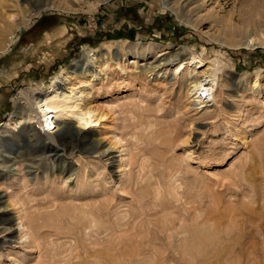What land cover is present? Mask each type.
Masks as SVG:
<instances>
[{
  "label": "rangeland",
  "instance_id": "374dc122",
  "mask_svg": "<svg viewBox=\"0 0 264 264\" xmlns=\"http://www.w3.org/2000/svg\"><path fill=\"white\" fill-rule=\"evenodd\" d=\"M33 1L0 0V194L11 204L0 212V264H264V45L230 47L206 33L216 26L210 7L225 16L242 4L232 12L242 28L251 11L263 15L264 0H205L192 11L206 17L200 28L162 0H53L78 9L24 21ZM253 15L249 28L262 30ZM178 47L182 57L223 60L210 101L192 104L185 68L174 78L144 70ZM128 49L144 53L124 75L109 64L103 79L78 70L61 85L65 97L68 87L81 96L58 101L68 112L46 143L28 138L26 124L5 131L20 91L41 93L86 51ZM78 107L97 119L74 136ZM98 140L112 148L99 153Z\"/></svg>",
  "mask_w": 264,
  "mask_h": 264
},
{
  "label": "bare ground",
  "instance_id": "6f19581e",
  "mask_svg": "<svg viewBox=\"0 0 264 264\" xmlns=\"http://www.w3.org/2000/svg\"><path fill=\"white\" fill-rule=\"evenodd\" d=\"M106 1H109V0H95L94 6H98L101 3L106 2ZM194 1L195 0H186V2L182 3L181 1L176 2L174 0H162V7L169 9L174 14V16L177 18V20L184 22L188 25H191L192 27L200 28L201 25L203 24L202 20L206 19V17L205 15L201 16L199 14L193 15L192 11H194V9H197V8H206L205 0H201L199 4L197 3L196 5H193L194 7H191L190 9L187 8L188 11L184 10L186 6H188L190 3H194ZM246 1L249 2L248 0ZM32 6L33 8L26 9V10L24 9L25 10V12L23 11L25 13L23 15L24 21L31 20L32 17H35L36 15H38L42 10H45L51 7L64 8V10L66 9V10H73V11L78 9V7L76 6L75 7L63 6L60 3L53 1V0H35L32 2ZM242 7H243L242 4H240L239 8L236 5L232 6L233 9H231V11H228L225 14V16H223V14L221 16L218 12H213L212 7H210L208 9L209 14L207 15L209 17L207 18H210V21L216 25L214 26V29L212 32H210L209 30L208 31L206 30V33L210 35V38H213L222 44L230 45V47L235 46V47H243V48H256V47L263 46L264 45V28L262 30L256 29V31H253L251 28H249L250 25L253 23L252 15L254 14L253 16L257 15L258 17L260 16L264 17V13L263 15L261 14L263 11L261 13L255 12L253 14L251 11L250 18L246 16L249 19H247L245 24H243L242 28H240L235 22L232 21V12L236 10L240 12L243 9ZM249 13L250 12H248L247 14L249 15ZM18 27L19 26L16 25V29H18ZM237 36L238 38H236ZM6 48H7L6 44L2 45L0 47V51L5 50ZM167 49L168 48H163L159 50L157 53H155V55L150 60L147 61L146 66L144 65L143 67L142 65L144 70H147L148 76L149 77L152 76V78L157 77L158 71H160L161 72L159 74L160 77H165L169 75L170 78H174L185 68V71L190 75L192 79L187 89V92L192 97V102H193L192 104L201 105L203 103L210 101L211 98L213 97L214 91L219 82V74L221 71V67L224 64L223 60L218 56H214L208 59L207 61H205L203 58H201L199 55H197V53L193 51L187 53L185 57H182L183 48L178 47L175 50H170V51ZM143 53H144L143 51H139L138 49L135 51L128 49L127 51H124V52L122 51L115 56H109L107 52H95L94 53L91 51H86L84 54L85 55L84 61L81 64L79 62L77 63L78 65L80 64L79 68H72L68 70L66 69L60 73H57L53 77L51 83L41 93L34 95L31 99L29 98V95H28V98H29L28 100L26 98V94L23 91H20L19 93L23 97V100L20 101L21 104L19 107V111L17 112L16 117H14L13 119H10L9 121L3 124L5 131L8 128L15 129L22 124L24 125L26 124L27 126H25V128H27L26 132L28 133L27 134L28 138L34 140V143H46L44 142L45 139L51 138L56 128L59 127V124H61L62 122L60 119L66 116V113L68 112L67 111L69 107L68 104H64V107H62L59 111H57L58 107L60 106L58 104V101L61 98L65 99L66 97L69 100H76L80 98L81 96L80 95L78 97L76 95L77 91H75L74 88L68 87V90H69L68 92L70 94H68V96L65 97V94L61 90V85H65L67 84V82H70L72 76L76 75L78 70H80V73L82 74H85L86 71H89L87 75H89L88 77L92 80L103 79L107 76L108 72L106 70L107 69L106 67L109 64H112L113 66H115L116 70L121 75H124L126 73L125 66H127L128 64L129 65L136 64L138 56L143 55ZM128 56L130 57L128 58ZM251 84L254 89L257 88L258 80L256 76H253L251 78ZM26 105H28V108ZM92 109L90 108L83 109L81 107H78L77 111L71 113L72 115L76 116L75 117L76 125H74V128H72L73 129L72 132L74 136L80 135L79 133L81 132V129L87 127L95 119H97V117L94 114L95 111ZM99 115H102V113H100ZM1 133L2 131H0V138L2 136ZM13 138L14 136L10 137L11 140ZM97 148H103L102 151H98V152L104 153V152H108L112 148V145L110 143L104 144V142L98 140ZM4 154H5L4 159H6L7 156H11V151L5 150ZM36 162L37 161L35 162L32 161V162H29V164L36 165L37 164ZM30 165L28 166V169H30L31 167ZM27 173H30V172L27 171ZM9 202L4 201L2 194H0V212H2L3 210H7L10 207L11 204ZM12 219H13V216H12ZM19 226L23 228L22 224ZM7 229H8L7 227L4 228L5 231ZM25 238L27 239L29 238V236H26ZM6 240L7 239L4 238L2 241L6 242ZM33 240L35 239L33 238ZM8 242L10 243L11 240L8 239Z\"/></svg>",
  "mask_w": 264,
  "mask_h": 264
}]
</instances>
